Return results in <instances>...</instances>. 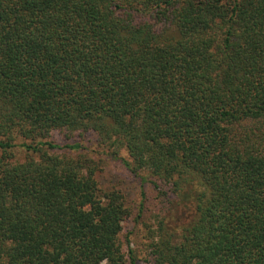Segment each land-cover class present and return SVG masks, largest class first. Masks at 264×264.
Wrapping results in <instances>:
<instances>
[{
  "label": "trees",
  "instance_id": "obj_1",
  "mask_svg": "<svg viewBox=\"0 0 264 264\" xmlns=\"http://www.w3.org/2000/svg\"><path fill=\"white\" fill-rule=\"evenodd\" d=\"M88 135L168 187L148 264H264V0H0V264H137Z\"/></svg>",
  "mask_w": 264,
  "mask_h": 264
},
{
  "label": "rangeland",
  "instance_id": "obj_2",
  "mask_svg": "<svg viewBox=\"0 0 264 264\" xmlns=\"http://www.w3.org/2000/svg\"><path fill=\"white\" fill-rule=\"evenodd\" d=\"M49 141L66 144L58 136L50 138ZM80 142L85 148L83 154L98 163L100 171L97 173V179L100 187L103 190L122 191L127 206L131 210V218L124 223L120 236L125 255L129 256L133 252L137 264H148L149 230L156 227L158 217L169 220L170 211H173L171 201H168V196H165V192L168 193V187L159 183V187H156L153 179L145 173L136 176L129 172L121 160V158L128 159V154L124 150L115 157L109 154L107 148L98 143L93 135L86 136ZM25 157L26 154L23 151L16 152V158L19 161H23Z\"/></svg>",
  "mask_w": 264,
  "mask_h": 264
}]
</instances>
